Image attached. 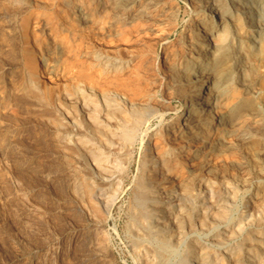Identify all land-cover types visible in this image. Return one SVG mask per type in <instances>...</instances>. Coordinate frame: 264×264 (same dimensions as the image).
Wrapping results in <instances>:
<instances>
[{
  "label": "bare ground",
  "instance_id": "obj_1",
  "mask_svg": "<svg viewBox=\"0 0 264 264\" xmlns=\"http://www.w3.org/2000/svg\"><path fill=\"white\" fill-rule=\"evenodd\" d=\"M183 1L190 19L178 41L182 54L173 56L167 68L165 89L170 94L169 100L157 99L159 91L151 92L152 89L144 86L139 88L140 95L137 92L140 100L135 101L129 100L124 93L106 90L108 84L104 89L107 92L99 94L77 82L71 91L65 89L58 94L54 113L57 129L51 131L55 146L62 155L70 152L75 156L70 161L67 156L65 160L68 162L66 180L72 194L83 201L89 214L97 212L98 216L101 211L105 220L111 219L112 206L123 192V181L130 171L134 149L139 146L143 154L131 192L146 222L139 221V208L131 212L129 228L137 236L135 243L130 242L135 264H264V99L256 111L247 97L253 94L255 85L264 80V0ZM8 2L12 8L22 10L31 1ZM87 2L82 0L81 6L74 10V17L83 27L93 19L92 13L87 12ZM97 2L99 14L108 12L106 18L108 15L114 24L119 20L125 28L134 22L155 27L162 26L164 20L176 23L180 9L179 3L169 7L170 3L174 4L173 0ZM114 24L111 22L112 26ZM3 45L6 49L14 46ZM108 55L92 53V64L99 67L104 76L126 70L128 60ZM253 70L258 71L255 73L258 78L254 77V81L245 78L246 73ZM31 83L29 79L20 91L16 88L25 100L39 99L36 86L32 87ZM235 90L243 95L230 105L228 100ZM17 93H11L8 99L17 101ZM171 101L180 102L181 111L177 119L166 121L169 111L157 106ZM15 103L14 106L20 108ZM153 138L158 144L152 146ZM3 140L6 139L0 141L2 149ZM184 150L188 152V160H180ZM230 155H237L240 158L238 166L255 175V186L247 190V194L251 190L256 192L260 197V209L251 208L250 200L253 199H248L228 218V207L235 202L240 184L215 173L211 161ZM180 162L183 166L186 164L182 167L185 176L169 187L176 163ZM185 198L193 200L191 208H187L188 204L182 205ZM217 220L219 222L214 225ZM197 230L206 233L196 235ZM235 237H238L237 246L228 243ZM93 241L85 239L83 246L91 249ZM101 242L104 243L102 239ZM179 244L185 246H174ZM172 248L178 250L175 258Z\"/></svg>",
  "mask_w": 264,
  "mask_h": 264
},
{
  "label": "rangeland",
  "instance_id": "obj_2",
  "mask_svg": "<svg viewBox=\"0 0 264 264\" xmlns=\"http://www.w3.org/2000/svg\"><path fill=\"white\" fill-rule=\"evenodd\" d=\"M28 1H31L29 6L21 10L19 7L12 8L8 0H0V36L3 37H0L2 45V47L0 45V55L4 57L0 58V130L4 131V133L0 131V141L6 139L3 140L4 148L2 149V145L0 148V264H135L131 258L133 251L130 246H133L131 243H135L133 241L137 236H134L129 227L132 224L131 212H137L138 208L142 210L134 200L131 184L143 153L137 145L130 171L123 181V192L112 206L111 219L105 220L101 211L98 212V216H96L97 212L89 214L87 206L84 208L83 201L72 194L73 192L68 188V179L66 180L68 173L65 166L68 162L65 160L67 156H69L68 161L75 156L70 152L65 156L62 155L63 153L56 149L55 137L51 132L57 126V117L54 114L57 97L61 91L64 92L65 89L67 92L69 89L71 91L72 87L78 84L77 82H82V85L95 89L99 94L103 91L107 92L109 88L108 91L112 89L113 92L117 91L119 94L121 92V95L124 93L129 100L138 101L140 97L137 95L141 91L139 88L146 87L145 89H152L151 92L159 91L157 99L169 100L170 94L165 89L167 68L171 65L170 59L173 56L182 54L178 41L186 25L189 24L190 15L186 14L183 0H173L174 4L170 3L169 7H174L175 3L180 5L176 23L164 20L162 26L155 27L149 23L134 22L133 26L129 25L125 28L119 20L114 24L108 15L106 18L108 12L99 14L97 0H86L90 3L89 5L87 2L89 5L87 12L92 13L93 19L83 27L74 17L75 7L81 6L82 0ZM11 17L13 20H10ZM4 43L6 47L10 44L14 46L11 48L8 46L9 48L6 49ZM4 51L7 52L6 55ZM93 52L101 55L109 54L108 56H113L112 58L117 60H128V66L119 74L108 73L104 76L101 69L92 64ZM255 73L258 71H249L245 78L254 81L258 78V74ZM27 78L32 82V87L36 86L34 88L41 102L39 99L25 100L17 93L22 89L25 81L29 80ZM261 81L255 85L253 94L247 96L256 111L257 106L264 99V80ZM16 88H20L19 91ZM11 93H17L15 99L19 101L14 102L20 108L14 106L11 98L8 99ZM242 95L240 90L233 91L228 100L229 104L237 102ZM65 107L69 110L67 106ZM157 107L163 109L162 111H169L166 121L177 119L181 111V104L178 101ZM152 124L155 125V122ZM9 141L10 144H7ZM156 143L158 144L156 138H153L151 145ZM9 148L15 150H11V153ZM181 156L180 160L189 158L186 150ZM239 162L240 158L237 155L215 158L211 161L215 173L240 184L235 202L230 203L228 207V218L241 208L242 202H248L250 199H253L250 200L253 202L251 208L260 209L258 203L260 197L256 196V192L251 190L249 195L247 194V190L255 186L253 182L255 175L239 167ZM183 164V162L176 163L174 168L176 172L169 181V187L183 180L185 173L182 167L186 165ZM195 168H198V165ZM185 199L182 205L188 204L187 208H191L194 205L193 200ZM140 211L137 212L140 215L139 221L143 219L146 222L144 212L140 214ZM218 222L217 220L214 225ZM205 233L206 231L202 233L198 230L195 232L196 235L201 236ZM130 235H133L132 238ZM237 238H232L228 243L232 245L233 242L237 246ZM85 239L86 242L94 240L95 246L88 250L83 246L86 243ZM73 244L78 245L73 246ZM172 249L175 258L178 250Z\"/></svg>",
  "mask_w": 264,
  "mask_h": 264
}]
</instances>
